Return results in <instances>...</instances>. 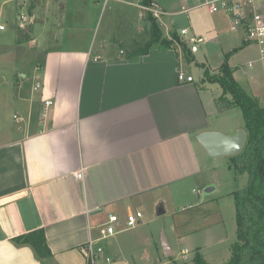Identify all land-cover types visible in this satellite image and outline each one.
I'll list each match as a JSON object with an SVG mask.
<instances>
[{
    "label": "crops",
    "instance_id": "crops-1",
    "mask_svg": "<svg viewBox=\"0 0 264 264\" xmlns=\"http://www.w3.org/2000/svg\"><path fill=\"white\" fill-rule=\"evenodd\" d=\"M101 1L78 0L70 25L65 15L73 5L65 0H31L24 17L37 55L31 79L17 80L16 93L2 99L15 111L7 109L0 133V264H42L31 248L13 243L38 229L45 231L51 264H86L82 248L92 240L112 258L109 264L172 263L168 237L173 255L151 262L144 223L107 240H100L102 226L110 215L124 220L154 208L164 201L158 192L181 191L210 157L197 136L226 130L216 121L226 112L219 107L223 89L185 69L186 62L201 65L194 56L174 45L130 56L150 36L152 23L141 9L106 0L115 31L93 45L92 11L99 12ZM257 2L264 10V0ZM52 24L59 45L40 47L36 29ZM127 30L132 36L125 37ZM221 66L209 67L211 74ZM181 72L194 81L178 80ZM45 100L54 106L45 109ZM80 171L83 180L75 177Z\"/></svg>",
    "mask_w": 264,
    "mask_h": 264
},
{
    "label": "rangeland",
    "instance_id": "rangeland-1",
    "mask_svg": "<svg viewBox=\"0 0 264 264\" xmlns=\"http://www.w3.org/2000/svg\"><path fill=\"white\" fill-rule=\"evenodd\" d=\"M73 5L72 10L65 15L66 23H75L78 19V0H65ZM166 10L159 23L164 34L172 39V30L177 33L176 40L188 43L190 59L195 57L200 66H191L186 62L185 69L191 71L196 78L204 77L203 85L217 84L211 79L217 78L211 74V69H218L228 60L230 66L236 67L233 75L242 88L264 106V71L259 58L258 48L251 44L242 27L232 31L233 20L222 14H212L207 8H200L189 14L182 13L183 7L195 6L193 0H157ZM31 0H0V25L8 26L5 32H0V133L3 122L6 120L7 109L13 115V106L3 103L2 99L8 92L16 93L17 80L26 83L31 78L36 65V52L25 38L29 26L25 24L24 17ZM102 7L97 12L92 11L94 28L91 42L98 44L106 30L114 33V23L110 21L111 1L102 0ZM40 17H42L40 12ZM88 22V21H86ZM6 24V25H5ZM53 25L48 28L39 27L35 35L39 38L40 47H56V32ZM187 34H182V30ZM128 31V30H127ZM132 30L125 33V37L132 36ZM202 38L203 42L192 43V39ZM174 39V40H175ZM22 42L19 44V41ZM183 53V48L175 42ZM199 51L196 53L194 49ZM185 56V55H184ZM188 56V57H189ZM186 57V56H185ZM39 58V57H38ZM41 58V57H40ZM7 61V62H6ZM38 62V61H37ZM206 65H203V64ZM251 65L253 68H251ZM219 85V84H218ZM221 86V85H219ZM15 95V94H14ZM230 99L232 97L228 95ZM5 101V100H4ZM226 104L220 103L224 108ZM13 108V109H12ZM226 112L218 114L216 121L224 123L222 133L234 136L245 127V117L241 108H226ZM223 128V127H222ZM3 140V139H0ZM250 175L240 172L234 165L230 156L221 158L207 157L202 163L201 171L183 185L181 191L171 189L168 193H157L156 196L164 198L154 208L142 209L145 216L142 236L152 240L151 262L156 263L165 257L163 251V237L170 240L171 249L175 259L170 264H185L192 262L196 252H200L212 264H224L231 258V246L237 241V214L235 213L234 193L247 187ZM211 189V191H207ZM163 200V199H162ZM164 213L159 215V211ZM182 238L178 242V238ZM188 249L187 258L184 259L182 250ZM155 253L157 255L152 254ZM160 256V258H159ZM131 257L128 256V259ZM153 264V263H152Z\"/></svg>",
    "mask_w": 264,
    "mask_h": 264
},
{
    "label": "trees",
    "instance_id": "trees-1",
    "mask_svg": "<svg viewBox=\"0 0 264 264\" xmlns=\"http://www.w3.org/2000/svg\"><path fill=\"white\" fill-rule=\"evenodd\" d=\"M148 22L152 23L148 43L139 45L130 56H141L154 48H170L175 42L190 55L192 51L189 50L188 43L176 40V32L172 33V39H168L159 22L150 16ZM18 42L22 43L20 40ZM233 72L226 61L221 66L218 77L211 80L223 89L224 95L219 104H226V107L223 105L224 108H241L245 117L247 141L241 153L232 159L240 172L250 175V180L247 187L234 193L237 241L231 246V258L224 264H264V106L242 88L233 78ZM13 243L17 247L31 248L35 258L42 264H51L52 251L43 229L13 238ZM195 254L192 262L185 264H212L200 252Z\"/></svg>",
    "mask_w": 264,
    "mask_h": 264
},
{
    "label": "built area",
    "instance_id": "built-area-1",
    "mask_svg": "<svg viewBox=\"0 0 264 264\" xmlns=\"http://www.w3.org/2000/svg\"><path fill=\"white\" fill-rule=\"evenodd\" d=\"M138 9H141L148 16L155 19L157 22H161L164 15H168L161 7L157 0H119ZM188 2V0H186ZM195 6L183 7L182 13L189 14L191 11H196L200 8H207L210 13L218 14L223 13L229 19L233 20L234 24L232 31H238L239 27L245 30L246 37L249 42L258 48L259 58L262 62V69L264 71V10L258 5L257 0H193ZM162 23V22H161ZM7 26L0 25V32H5ZM187 30H182V34H187ZM192 43L203 42L202 38L192 39ZM251 68L253 66L251 65ZM38 71H40L38 69ZM178 80L183 82H193L192 77L187 76L184 72H181L178 76ZM41 89V83H38L35 90ZM54 102L51 100H45L44 108H50L54 106ZM85 175L84 171L76 173L77 179L83 180ZM109 220L102 226L101 239L107 240V238L114 237L119 233H122L129 229H134L144 223L145 216L142 212H130L126 215V219L122 220L117 215H110ZM84 257L86 258V264H109L112 262V258L105 257L104 247L97 244L95 240H92L82 248ZM188 249L182 250L184 259L187 258Z\"/></svg>",
    "mask_w": 264,
    "mask_h": 264
},
{
    "label": "water",
    "instance_id": "water-1",
    "mask_svg": "<svg viewBox=\"0 0 264 264\" xmlns=\"http://www.w3.org/2000/svg\"><path fill=\"white\" fill-rule=\"evenodd\" d=\"M197 140L212 158H221V156L234 157L241 153L246 144L247 136L245 130L240 129L234 136H229L222 132H203L197 136ZM207 191H211V189ZM163 213L161 210L158 212L159 215ZM163 248L165 255H173L166 236L163 237Z\"/></svg>",
    "mask_w": 264,
    "mask_h": 264
}]
</instances>
